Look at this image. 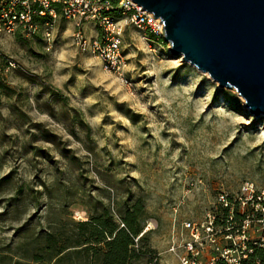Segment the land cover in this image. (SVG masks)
I'll return each instance as SVG.
<instances>
[{
  "label": "rangeland",
  "instance_id": "rangeland-1",
  "mask_svg": "<svg viewBox=\"0 0 264 264\" xmlns=\"http://www.w3.org/2000/svg\"><path fill=\"white\" fill-rule=\"evenodd\" d=\"M75 32L60 17L51 44L42 28L0 33V264H49L34 261L47 231L103 206L119 221L130 197L144 202L158 264H218L263 242L264 116L133 26L116 72Z\"/></svg>",
  "mask_w": 264,
  "mask_h": 264
},
{
  "label": "water",
  "instance_id": "water-1",
  "mask_svg": "<svg viewBox=\"0 0 264 264\" xmlns=\"http://www.w3.org/2000/svg\"><path fill=\"white\" fill-rule=\"evenodd\" d=\"M132 1L161 20L175 56L264 116V0Z\"/></svg>",
  "mask_w": 264,
  "mask_h": 264
},
{
  "label": "built area",
  "instance_id": "built-area-1",
  "mask_svg": "<svg viewBox=\"0 0 264 264\" xmlns=\"http://www.w3.org/2000/svg\"><path fill=\"white\" fill-rule=\"evenodd\" d=\"M142 9L132 0H0V33L13 35L22 31L31 35L42 28L45 40L51 44L56 22L62 17L74 23L77 45L98 58L105 71L116 72L121 68L127 27L133 26L144 35H155L161 43H166L161 20ZM86 22H92L100 28L96 38L85 37L83 26ZM2 59L0 52V63ZM7 61V69L15 67L14 62ZM188 249L192 255H196L192 247ZM245 251L241 256L234 255L233 250H226L222 252L221 258L228 264H242L247 252L252 250ZM183 263L198 264L186 257Z\"/></svg>",
  "mask_w": 264,
  "mask_h": 264
},
{
  "label": "trees",
  "instance_id": "trees-1",
  "mask_svg": "<svg viewBox=\"0 0 264 264\" xmlns=\"http://www.w3.org/2000/svg\"><path fill=\"white\" fill-rule=\"evenodd\" d=\"M155 40L157 37L151 35ZM161 41V40H158ZM120 220L113 210L103 206L101 212L87 221L72 222L76 229L56 234L47 231L43 250L46 256H37L35 262L63 264L73 256L85 258L86 264H158L157 252L150 245L149 232H145L146 210L142 198L130 197L120 203ZM228 209H225V219ZM245 216L239 217L243 220ZM216 224L227 227L225 220ZM247 258L242 264H264V240L248 242ZM218 264H226L220 261Z\"/></svg>",
  "mask_w": 264,
  "mask_h": 264
}]
</instances>
